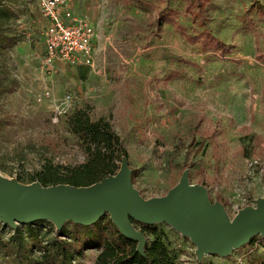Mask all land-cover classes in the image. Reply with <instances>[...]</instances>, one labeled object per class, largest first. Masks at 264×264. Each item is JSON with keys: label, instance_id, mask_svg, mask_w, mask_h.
I'll use <instances>...</instances> for the list:
<instances>
[{"label": "rangeland", "instance_id": "374dc122", "mask_svg": "<svg viewBox=\"0 0 264 264\" xmlns=\"http://www.w3.org/2000/svg\"><path fill=\"white\" fill-rule=\"evenodd\" d=\"M73 1L76 14L92 12L98 22L95 69L58 60L50 71L48 21L37 0L13 5L12 27L20 42L0 53V76L5 89H12L0 94V118L8 120L0 131L1 179L29 185L47 160L83 162L66 121L86 108L94 120H111L144 200L169 196L187 176L230 221L242 209L256 207L264 198V0H209L204 22L187 9L188 0ZM164 13L188 35L207 29L232 52L221 55L191 43ZM134 226L147 232L157 228L179 264L264 260L260 234L228 256H199L191 237L167 222L135 220ZM13 229L0 221L3 238ZM96 256L89 249L80 263L94 264ZM0 264L19 263L0 255Z\"/></svg>", "mask_w": 264, "mask_h": 264}, {"label": "trees", "instance_id": "16d2710c", "mask_svg": "<svg viewBox=\"0 0 264 264\" xmlns=\"http://www.w3.org/2000/svg\"><path fill=\"white\" fill-rule=\"evenodd\" d=\"M17 1L0 0V53L11 50L20 42V36L12 27L16 16L13 5ZM208 3L209 0H188L187 9L195 19L202 18L204 22ZM261 13L264 15V9ZM163 15V19L176 25L191 43H201L205 49H214L221 55L232 52L230 45L207 29L194 36L188 35L175 17ZM7 91L12 89H5L0 76V94ZM66 124L85 160L74 166L47 160L44 169L32 177L31 183L36 180L44 186L88 187L119 172L123 159H128V151L109 118L94 120L86 108H80L69 116ZM7 125L8 120L1 117L0 131ZM67 222L69 226L65 223L61 229H56V224L48 219L22 223L13 229L8 239L0 234V255L13 258L19 264H81L86 251L93 249L97 251L94 264H179L176 252L153 226H149L148 232L142 231L145 236H155L152 241H147L142 253L138 251V241L124 236L110 214L90 225ZM132 222L134 224L135 220ZM40 224H46L49 229L42 232ZM257 264H264V260Z\"/></svg>", "mask_w": 264, "mask_h": 264}, {"label": "water", "instance_id": "95a60500", "mask_svg": "<svg viewBox=\"0 0 264 264\" xmlns=\"http://www.w3.org/2000/svg\"><path fill=\"white\" fill-rule=\"evenodd\" d=\"M107 213L124 236L138 241L142 253L147 238L132 220L169 223L191 237L199 256H228L257 234L264 237V198L230 221L222 206L212 205L204 188L190 185L185 176L169 196L146 201L133 186L127 158L116 175L88 187L23 185L0 176V221L14 228L41 219L54 222L56 229L67 221L90 225Z\"/></svg>", "mask_w": 264, "mask_h": 264}, {"label": "built area", "instance_id": "2783aa9c", "mask_svg": "<svg viewBox=\"0 0 264 264\" xmlns=\"http://www.w3.org/2000/svg\"><path fill=\"white\" fill-rule=\"evenodd\" d=\"M48 23L45 29V55L48 69L58 60L71 66L97 67L94 39L97 26L91 14L75 13L73 0H37ZM99 68V67H98ZM71 99V96H68Z\"/></svg>", "mask_w": 264, "mask_h": 264}, {"label": "crops", "instance_id": "0c3cea01", "mask_svg": "<svg viewBox=\"0 0 264 264\" xmlns=\"http://www.w3.org/2000/svg\"><path fill=\"white\" fill-rule=\"evenodd\" d=\"M85 13H86V12H85ZM87 13L91 14V17H92L94 23H95L96 26H97V35H96V38L94 39V47H95V50H96V44H97V42H98V38H99V27H98V22L96 21L95 16L93 15L92 12H87ZM81 67H87V66H81Z\"/></svg>", "mask_w": 264, "mask_h": 264}, {"label": "bare ground", "instance_id": "6f19581e", "mask_svg": "<svg viewBox=\"0 0 264 264\" xmlns=\"http://www.w3.org/2000/svg\"><path fill=\"white\" fill-rule=\"evenodd\" d=\"M0 176H1V174H0Z\"/></svg>", "mask_w": 264, "mask_h": 264}]
</instances>
